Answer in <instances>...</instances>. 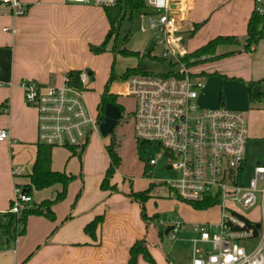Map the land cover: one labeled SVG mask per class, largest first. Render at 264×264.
Returning <instances> with one entry per match:
<instances>
[{
  "label": "crops",
  "instance_id": "obj_1",
  "mask_svg": "<svg viewBox=\"0 0 264 264\" xmlns=\"http://www.w3.org/2000/svg\"><path fill=\"white\" fill-rule=\"evenodd\" d=\"M21 1L27 6V12L18 17L13 16L10 8L0 2V129L9 132L8 138L0 141V221L9 211L14 186L30 183L29 176L38 145L37 112L25 103L22 81L33 79L41 85L54 86L63 83L69 71H82L88 65L82 60V55L95 43L93 29L97 30L99 19L105 16L104 10L99 11V7L64 3L63 0ZM174 7L183 43L193 26L200 24L191 35H204L199 48L216 36H235L242 41L246 37L247 22L252 11L258 7L264 9V0H175ZM240 48L220 47L218 52ZM195 49L188 50V53ZM190 70L193 75L203 79L204 86L198 97L202 107L216 108L219 105L243 110L246 117L250 110V117L256 116L252 105H256L254 103L259 96H264V83L259 85L258 95L253 93L254 87L258 86L254 83L264 79V39L258 42L252 53L236 52L198 64ZM88 73L90 76L93 74L91 71ZM262 105L264 107V102ZM95 134L101 136L100 133ZM262 140L264 134H255L248 123L246 158L248 143L252 141L256 144L254 148L259 150ZM88 144L81 159L74 163L71 161L75 160L72 159L75 155L71 151L52 148L51 169L76 175L77 178L68 184L66 197L52 206L54 220L38 215L29 216L25 233L9 245L0 230V264H129L130 249L140 240H145L153 259L151 264H159L151 249L158 241V238L156 242L153 241L155 235L149 229L152 220L148 223L142 220L140 205L127 196L128 191L110 194L99 192L96 188L91 194L87 190L82 191L83 171L89 156ZM99 150L103 161L93 173L102 178L108 155L106 149L107 158ZM262 159L256 157L252 161L260 164ZM16 166L20 167V171L14 176L12 168ZM95 183L98 184L97 179ZM60 190V184L35 190L30 195L31 204L51 200ZM79 191L82 192L77 200ZM100 215L102 222L93 239L83 229ZM195 222L202 221L189 224ZM159 234L160 239L167 236L164 229ZM184 234L183 239L190 244L188 253H171L172 262L169 264H190L194 234ZM138 259L136 264H150Z\"/></svg>",
  "mask_w": 264,
  "mask_h": 264
},
{
  "label": "built area",
  "instance_id": "obj_2",
  "mask_svg": "<svg viewBox=\"0 0 264 264\" xmlns=\"http://www.w3.org/2000/svg\"><path fill=\"white\" fill-rule=\"evenodd\" d=\"M174 1L146 0L149 13L140 15L147 20L155 45H163L169 63L174 64L170 68L173 74H134L111 82L108 93L135 99L131 122L137 143L143 152L155 146L165 159V170L176 172L174 178L152 184L163 186L168 197L193 208L205 204L204 210L220 209L217 222L191 224L190 264H264V164H247L245 111L224 106L205 108L198 103L204 83L183 61L188 51ZM0 2L15 17L27 12L21 0ZM63 2L105 8L116 0ZM89 80L90 74L81 71V87L72 85L67 74L59 86L41 85L33 79L22 81L25 103L37 112L38 144L83 151L92 134L99 133L101 119L91 114L83 97ZM8 136V130L0 129V141ZM157 162L154 155L147 158V177ZM19 171V166L12 168L14 176ZM157 194L162 196V190ZM31 202L24 186L16 184L8 212L20 215ZM185 228L186 223L178 219L164 225L172 241Z\"/></svg>",
  "mask_w": 264,
  "mask_h": 264
},
{
  "label": "rangeland",
  "instance_id": "obj_3",
  "mask_svg": "<svg viewBox=\"0 0 264 264\" xmlns=\"http://www.w3.org/2000/svg\"><path fill=\"white\" fill-rule=\"evenodd\" d=\"M99 11H103V8H99ZM107 27L108 22L104 16L99 19L97 30L95 31V29H93L95 41L93 46L101 45L107 33ZM142 27L145 28V31H141ZM147 27L148 23L145 18L140 15H134L130 20L127 19L122 24L116 42L113 44L111 41L108 44L106 51L94 53L89 50L82 55V60L88 62V65L84 67L82 71L86 73L89 71L93 72L90 76V80L86 84L87 89L83 91V97L88 109L94 117L98 116V104L106 89V85L109 82L111 72L119 78L128 68H138L143 72L153 75H161L168 71L170 57L165 54L163 45L157 44L150 53L145 52L151 41L155 39V36L147 29ZM125 37H127L126 40ZM203 38L204 35L202 33L197 37L186 36L184 41L185 49L188 51L197 48L203 43ZM123 49L132 51L134 54L126 56L120 52ZM62 84L63 83L60 85ZM224 93L225 92L223 90L222 94L224 95ZM115 101L116 104H118L123 110V116L119 119L120 121L116 124L114 131L120 141L118 152L121 157V161L118 168L112 174L109 184L115 186L116 192L128 191L130 193L131 190L135 192L136 190L144 191L150 187L152 182L157 183L160 180L174 178L176 176V172L165 170V159L163 156L158 155L155 146L151 147L148 151L143 152L134 137L131 115L135 108V99L132 96H115ZM263 102L264 96L261 95L258 101L254 103L256 105H252L254 107V111H256V116L254 118L250 117V110L247 111L249 128L253 127L255 134L258 133L260 135L264 134ZM204 107L209 108V106ZM215 107L217 108L221 106L216 105ZM110 138L111 135L105 137L101 135L98 137L97 134H92L88 144L89 156L86 161L85 171H83L84 185L82 191L87 190V193L91 194L94 193V189L96 188L99 192H107L110 194L111 191L109 188L105 189L101 187L102 180L106 172L105 170L108 166L105 146L109 144ZM96 143L99 145L97 146L98 148H96ZM254 145L256 144L252 143V141L248 143L247 163L249 166L254 165L253 162L255 161L252 160L256 157L261 159L263 158L260 161V164H264V140L260 141L259 150L255 149ZM99 149L105 153V157L107 158V164L102 178L98 175L96 177L93 173L98 167L100 168L101 162L103 161V158L100 156ZM67 150L71 151L70 149ZM150 155L157 157L158 162L152 169L151 177H147L146 164L147 158ZM72 159H75L71 161L73 163L74 161H77V159L79 160L77 155L72 157ZM95 179L98 180V184L95 183ZM160 189L162 190V196L157 194ZM150 196L151 197H149L144 203V206L145 212L149 217L152 218L156 216V218H152V221L149 224V229L152 231L153 236L155 235L153 241L156 242V238H158L157 244L153 245V248L151 249L156 254L159 264H169L172 262L171 253L173 252H180L183 255L188 253L190 244L183 238L185 237L184 233L192 232L191 225L189 224L190 222H217L219 219L220 209L218 207L208 210L195 209L187 202L168 197L163 186H158L157 184L153 185L150 191ZM255 215L256 214L254 213L253 216ZM175 219L186 223V232H180L175 241L170 240L168 236H165V234V237L160 239L159 233H162L164 225H169L170 222ZM137 257H139L138 261H144L150 264L153 263L146 261L141 255H138ZM132 262L136 264V259L134 261H130L129 264Z\"/></svg>",
  "mask_w": 264,
  "mask_h": 264
},
{
  "label": "trees",
  "instance_id": "obj_4",
  "mask_svg": "<svg viewBox=\"0 0 264 264\" xmlns=\"http://www.w3.org/2000/svg\"><path fill=\"white\" fill-rule=\"evenodd\" d=\"M256 8L252 11L246 28V37L241 41L239 38L235 36H216L209 40L207 43L202 45L201 47L195 49L194 51L188 53L187 56L183 58V61L186 65L191 68L198 64L204 63L210 60H218L223 57L230 56L236 52H254L259 41L264 39V9ZM105 16L108 21L109 28L105 35L104 40L102 41L100 46H90V51L94 53H101L106 51L108 44L112 41L114 44L118 38L119 31L122 27V24L128 19L130 20L134 15H141L145 13H149V7L146 3V0H116V3L113 6L103 8ZM200 24H195L193 29L189 32V36H191L198 28ZM127 37H125V40ZM229 46H241L238 50H229L224 52H218L220 47H229ZM122 54L126 56H131L134 53L128 50H121ZM202 56L206 58L204 60L201 59ZM171 67H174V64L169 63V69L167 72L161 74L162 76L172 75L173 72L170 70ZM79 70H72L67 73L69 77L70 83L75 87H81L79 81ZM134 74H148L147 72H143L138 68H128L124 72L122 76L117 78L113 72L110 74L109 82L106 85V89L101 96V100L98 104V116L100 119L103 118L104 115V107L106 103H114L115 95L108 93L109 84L114 80L125 79ZM264 83V79L254 83L255 85H260ZM260 97V96H259ZM120 110V118L123 116L122 108L116 104ZM120 120L117 121V123ZM115 127L110 132L111 135L110 142L105 146L106 152L109 158V165L106 169L105 176L102 180L101 187L109 188L111 192H116L115 186L109 184V180L112 177V174L118 168L121 157L118 152V147L120 145V141L114 133ZM51 150L52 148L38 144L36 150L35 160L32 166V172L30 174V183L25 185V192L28 194H32L35 190H42L45 188L52 187L56 184L61 185V190L58 191L55 197L51 200H43L39 203H32L30 206L26 207L20 215H15L12 213H7L3 221H0V230L3 236L6 238V244L14 242L18 236H21L25 233V225L27 218L31 215L44 216L50 220H54V212L52 211V206L56 203L62 201L66 195V188L68 184L74 181L77 176L73 174H66L64 172L54 171L51 169ZM73 155H77L79 159H81L83 151L73 150ZM153 184L150 185L144 191H133L127 194L132 200L136 201L140 205V213L141 218L144 222L148 223L154 217H148L145 212L144 203L148 200L150 196V191ZM81 191L78 192L76 199L79 197ZM195 209H205V204H195ZM102 222V216H96L92 221L87 223L84 226V233L89 237L95 239L96 238V229ZM167 231V230H165ZM138 255H141L146 261L153 262L152 257L150 256L146 245L145 240L137 241L133 244L130 249V260L134 261Z\"/></svg>",
  "mask_w": 264,
  "mask_h": 264
},
{
  "label": "water",
  "instance_id": "obj_5",
  "mask_svg": "<svg viewBox=\"0 0 264 264\" xmlns=\"http://www.w3.org/2000/svg\"><path fill=\"white\" fill-rule=\"evenodd\" d=\"M156 40H152L149 47L146 49V53H150L154 46H155ZM90 74V73H89ZM260 91V86H256L253 89L254 95H258ZM120 119V110L118 106L114 103H106L104 107V115L103 118L100 121L99 124V133L105 137L110 134V132L113 130V128L116 126L117 121ZM131 264H135L132 262Z\"/></svg>",
  "mask_w": 264,
  "mask_h": 264
}]
</instances>
